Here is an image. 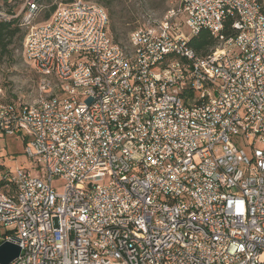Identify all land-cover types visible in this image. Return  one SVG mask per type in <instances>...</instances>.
Masks as SVG:
<instances>
[{
  "label": "built area",
  "instance_id": "2783aa9c",
  "mask_svg": "<svg viewBox=\"0 0 264 264\" xmlns=\"http://www.w3.org/2000/svg\"><path fill=\"white\" fill-rule=\"evenodd\" d=\"M42 2L0 12L39 78L37 102H0V134L43 170L0 166L10 264H264V5L181 0L123 47L102 6L52 0L35 25Z\"/></svg>",
  "mask_w": 264,
  "mask_h": 264
},
{
  "label": "rangeland",
  "instance_id": "374dc122",
  "mask_svg": "<svg viewBox=\"0 0 264 264\" xmlns=\"http://www.w3.org/2000/svg\"><path fill=\"white\" fill-rule=\"evenodd\" d=\"M69 3L72 0H60ZM102 6L109 16V33L121 46H127L131 32L151 21H161L167 10L176 7L181 0H83ZM0 0V12L14 15L24 8V0ZM45 9L35 19L34 24L45 22L46 15L52 8V0H43ZM50 17V16H49ZM21 29V28H20ZM25 31L16 35L3 54H0V102H23L33 104L39 99V78L33 66L25 60L22 53V43ZM22 37V38H21ZM239 148H243L248 157L251 149L245 147L241 139H235ZM0 166L7 169L16 167L27 168L33 175L42 178L43 170L34 161L24 154L22 140L15 136L0 134ZM52 186L59 193L62 191V181L59 178L52 180Z\"/></svg>",
  "mask_w": 264,
  "mask_h": 264
},
{
  "label": "trees",
  "instance_id": "16d2710c",
  "mask_svg": "<svg viewBox=\"0 0 264 264\" xmlns=\"http://www.w3.org/2000/svg\"><path fill=\"white\" fill-rule=\"evenodd\" d=\"M257 2L264 5V0H257ZM54 9V7L51 8L50 12L46 15V19H49V16ZM7 14L14 15L10 11L7 12ZM20 33L21 29L18 26V19H11L7 22L0 21V54H3L6 51L7 47L11 44L12 39ZM224 35H233V32L229 30L228 25L224 28ZM22 36H24V34H22ZM189 46L197 55L205 56L216 46V40L211 36L209 31L201 30L196 37L190 40Z\"/></svg>",
  "mask_w": 264,
  "mask_h": 264
},
{
  "label": "water",
  "instance_id": "95a60500",
  "mask_svg": "<svg viewBox=\"0 0 264 264\" xmlns=\"http://www.w3.org/2000/svg\"><path fill=\"white\" fill-rule=\"evenodd\" d=\"M20 253L19 246L14 242H4L0 245V264H10Z\"/></svg>",
  "mask_w": 264,
  "mask_h": 264
}]
</instances>
